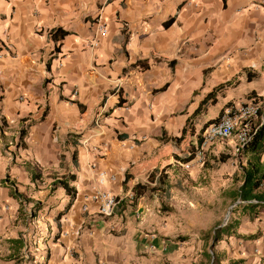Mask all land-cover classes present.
Wrapping results in <instances>:
<instances>
[{
    "label": "crops",
    "instance_id": "0c3cea01",
    "mask_svg": "<svg viewBox=\"0 0 264 264\" xmlns=\"http://www.w3.org/2000/svg\"><path fill=\"white\" fill-rule=\"evenodd\" d=\"M56 28L67 34L52 40ZM251 98L263 123L264 0H0V256L28 238L41 248L49 227L48 264H207L213 253L264 264V209L240 207L233 226L245 238L211 248L199 215L167 208L171 183L183 184L173 163ZM219 156L232 173L248 164L231 144L206 160ZM68 175L67 190L55 183ZM98 189L118 200L108 217L91 214Z\"/></svg>",
    "mask_w": 264,
    "mask_h": 264
},
{
    "label": "rangeland",
    "instance_id": "374dc122",
    "mask_svg": "<svg viewBox=\"0 0 264 264\" xmlns=\"http://www.w3.org/2000/svg\"><path fill=\"white\" fill-rule=\"evenodd\" d=\"M262 106L263 103L260 102V108ZM189 153L191 152L189 151ZM188 157L190 155H186L179 161L184 163L188 160ZM173 164L178 166L179 172L182 174L183 184L177 186L176 183H171L173 187L170 191L171 199H169L173 201V204H168V211L178 214L181 212L184 214L185 219L189 218L190 220L194 218V215H199L202 225L206 224L209 226L208 229L203 231L204 233L211 232L214 228L222 227L227 221L239 220L242 216V210L230 198L229 192L239 184L241 179L240 167L246 166L244 161L236 162V167L232 173L229 171V165L220 162L218 157H215L210 162L206 160L202 166L192 167L200 170V177L191 173L192 168L186 169L179 163ZM163 170H161V174L165 175ZM156 172L159 176L160 169H156ZM147 180L150 182L154 179L147 177ZM190 202H193L194 205L191 206ZM162 208H164L163 205ZM181 209L184 210L180 211ZM45 231H47L46 235L41 238L44 246L41 248H38V240L28 238L26 251H20L18 245L15 253L2 252L0 259L6 261L5 258H8L9 255H14V264H48L51 250L49 242L51 231L49 227ZM209 243L210 239L208 238L205 246L207 247Z\"/></svg>",
    "mask_w": 264,
    "mask_h": 264
},
{
    "label": "built area",
    "instance_id": "2783aa9c",
    "mask_svg": "<svg viewBox=\"0 0 264 264\" xmlns=\"http://www.w3.org/2000/svg\"><path fill=\"white\" fill-rule=\"evenodd\" d=\"M97 31L104 35L106 33L105 23L98 18L96 23ZM260 103L255 98L247 101H236L223 109L216 120L206 125L202 131L201 140L198 147L190 155V159L181 165L186 169L199 167L204 164L207 152L210 147L217 142L231 144L232 153L238 156L242 153L243 147L251 139L252 134L256 131L258 124L257 119L260 113ZM94 150L98 151V148ZM92 168L96 167L95 163L91 164ZM99 183L102 184L107 178L105 171L97 173ZM109 179L113 180L114 176ZM89 202H95L97 207L95 212L98 216L108 217L113 213L118 200L115 195L105 190H94L87 197ZM82 211L88 212V206L84 204Z\"/></svg>",
    "mask_w": 264,
    "mask_h": 264
},
{
    "label": "trees",
    "instance_id": "16d2710c",
    "mask_svg": "<svg viewBox=\"0 0 264 264\" xmlns=\"http://www.w3.org/2000/svg\"><path fill=\"white\" fill-rule=\"evenodd\" d=\"M171 22L172 18L168 19L163 24V27H167ZM66 34V31L61 28H56L51 30L48 36L52 40H59ZM164 88L165 86L160 88V90H163ZM212 92L207 94L204 100L208 99ZM242 152H245L248 155V164L242 167L239 184L235 189L229 192V196L233 202L238 201L236 206L256 215L259 210L264 209V122L258 123L256 131L252 134L251 139L245 144ZM218 160L224 162L226 157L219 156ZM73 179V175H68L67 178H61L55 181V183L67 190L66 181ZM70 191L72 195L75 194L74 190ZM233 222L234 221H227L222 227L215 228L204 235V239L209 238L211 240V248L224 236L228 237L236 235L245 238V236H240V234L235 233ZM251 237H255V235L247 236L246 238L248 239ZM206 257L208 259L207 264H221L220 259H218L214 253L212 255L207 254ZM242 262L243 261L239 259H229L227 264H242Z\"/></svg>",
    "mask_w": 264,
    "mask_h": 264
}]
</instances>
